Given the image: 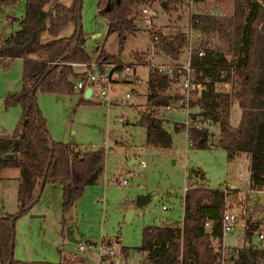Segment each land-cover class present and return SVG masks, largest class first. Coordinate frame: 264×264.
Here are the masks:
<instances>
[{
  "label": "trees",
  "instance_id": "trees-1",
  "mask_svg": "<svg viewBox=\"0 0 264 264\" xmlns=\"http://www.w3.org/2000/svg\"><path fill=\"white\" fill-rule=\"evenodd\" d=\"M51 0H24V15L18 20V29L0 44V67L10 65L17 58L22 60V87L4 97L5 108L18 106L20 117L11 134H0V169H19L17 206L15 214L0 217V264H67L51 262H24L14 258L15 222L37 202L41 182L58 183L62 188V210L67 212L81 196L87 185L96 183L104 167V149H80L73 143L53 140L46 118L37 104V94H75L73 81L81 77L70 63H89L91 54L85 48L86 34L81 24L82 0H70L68 5L56 3L53 11L45 6ZM167 0H98L97 9L106 20V37L116 33L118 51L109 54L103 47L95 49V61L121 63L120 53L128 35L137 30L135 7ZM5 0H0V5ZM138 12V10H136ZM10 17L7 16V21ZM73 32L59 37L69 24ZM220 21L200 17L196 27L206 34L217 31ZM52 38L46 42L42 33ZM159 40L156 47L170 59H177L185 44L184 32L179 28L163 33L155 30ZM213 39L217 44H212ZM209 41V43L207 42ZM205 42L206 54L202 57L195 50L192 65L197 79L214 77L224 70L231 80L228 93H215L212 88L202 94L199 103L203 108V121L218 122V146L225 150L228 161L241 154L248 157L249 188L264 189V0H241L236 6L231 30L222 29L218 36L211 35ZM231 50L235 58L226 63L224 51ZM225 49V50H224ZM137 62L146 61L135 54ZM143 61V64H142ZM169 81L156 69H149L148 94L139 123L144 126L146 143L153 147H171L172 136L163 127L162 119L153 108L169 103L166 93ZM236 100L240 107L238 123L230 125V104ZM79 96V104L92 103ZM178 128V124L175 126ZM190 147H210L206 128H191L188 132ZM193 171V170H192ZM192 176L204 180L198 170ZM191 176V177H192ZM190 177V178H191ZM44 188V187H43ZM236 190V189H233ZM226 188L212 189L206 185L188 188L183 198V218L174 224L146 226L141 231V244L136 250L145 253L144 264H219L211 239L221 240V218L226 211ZM206 220L212 222L211 230L204 228ZM67 226L65 219L61 222ZM257 227L247 220L244 244L232 249L227 264H260L264 249L254 242ZM103 241V240H102ZM117 242V241H115ZM114 242V243H115ZM106 240L104 245L113 246ZM121 251L128 253L122 246Z\"/></svg>",
  "mask_w": 264,
  "mask_h": 264
},
{
  "label": "rangeland",
  "instance_id": "rangeland-1",
  "mask_svg": "<svg viewBox=\"0 0 264 264\" xmlns=\"http://www.w3.org/2000/svg\"><path fill=\"white\" fill-rule=\"evenodd\" d=\"M21 2L22 5H0V42L18 29V20L24 15V0ZM97 2L98 0H82L81 24L86 34L85 48L90 54L96 47H103L105 51L116 54L117 34L112 33L106 37V20L97 9ZM56 3L68 5L70 0H51L45 9L53 11ZM240 3L241 0H167L166 3L155 1L151 3L156 11L153 28L163 33L179 28L185 32L191 13L211 10L213 16L207 17L219 20L221 26L217 25V31L210 34L218 36L223 28L231 30L236 6ZM137 8L133 9L132 14L136 18L138 30L127 36L120 59L123 63L136 62L138 60L135 59V54H138L148 65L151 60L147 51L150 38L139 13L136 12ZM7 15L10 17L9 21ZM72 32L71 23L59 37L69 36ZM211 35L202 31V42H206ZM51 38L48 32L42 33L43 42ZM213 41L217 42L216 39ZM183 48L177 59H170L157 47L152 59L155 63L182 61L185 58V47ZM224 57L228 63L233 61L235 55L227 49ZM9 72L4 75L0 71V96L7 87H13L15 81H20L22 64L19 59L13 61ZM148 74V66H137L135 74L127 80H131L130 82L113 83L110 87L113 100L111 105L94 99H91L92 103L79 104L77 91L72 95L38 92L37 104L46 118L49 133L53 132L52 136L50 134L51 138L73 143L82 150L104 149V167L100 179L87 185L65 213L62 210L61 185H45L37 202L15 222V259L24 262L80 264L81 259L72 261L70 258V253L76 251V242L68 241L62 234L61 222L65 219L67 226L64 231L70 227V234L76 241L92 245L82 258L96 263V251L100 241L103 240L104 245L106 240H110L112 245L119 241L117 246L114 245L118 252H123L122 246L128 248L132 257L126 260L127 264H144L145 253L136 250L141 244L142 229L146 226L181 222L185 189L201 184L212 189L226 188V210L238 217L234 232L221 239L224 246L231 252L232 249L243 246L245 225L249 220L257 227L254 242L264 249V240L258 238L259 233L264 232V195L259 191L250 194L249 179L238 174L243 169L239 166L240 162H245L248 168V157L241 154L233 162L228 161L225 150L218 146V122L204 120L201 123L209 132L210 147L197 149L188 146L185 116L178 112L169 113L159 119H162L163 127L172 136L171 147L161 149L146 143L145 128L139 120L148 94ZM126 93L130 97L119 102L117 98ZM14 107L16 108L11 109ZM14 107L6 110L0 108V129L5 134L13 132L21 114L20 108ZM12 112H17V118L11 115ZM240 113L238 102L233 100L230 104L232 127L238 123ZM176 124L178 128L175 127ZM140 147L143 149L140 150ZM141 161H144L145 166H141ZM190 169L191 176L196 170L202 172L204 180L201 181L195 176L188 177ZM18 176L17 168L0 169V217L18 211ZM123 179L126 180L124 186L117 183V180ZM230 183L235 184L240 191L226 187ZM139 195H149V200L141 207L135 202ZM205 230L209 231L206 228ZM211 240L216 253L221 240ZM66 256L71 261L68 258L62 262ZM260 264H264V260Z\"/></svg>",
  "mask_w": 264,
  "mask_h": 264
},
{
  "label": "built area",
  "instance_id": "built-area-1",
  "mask_svg": "<svg viewBox=\"0 0 264 264\" xmlns=\"http://www.w3.org/2000/svg\"><path fill=\"white\" fill-rule=\"evenodd\" d=\"M4 4L22 5L21 0H5ZM138 13L141 21L146 26L149 38L150 47L147 49L149 55L151 56L150 62L146 63L149 69H156L160 74L167 77L169 81L166 93L171 97L169 103L161 104L153 108L154 114L160 118L166 114L178 112L185 116V125L187 126L186 137L188 146H191V142L188 138V132L191 128L202 129V114L203 108L199 103V98L204 92H206L209 87L212 88L215 93H228L231 90L232 83L231 80L227 78L226 72L224 70H219L216 72L214 77L207 76L204 79H197V71L192 65V55L194 51H197V55L202 57L206 54L204 48L205 42H202V30L196 25L199 23V18L201 16H213V12L210 10L204 13H191L189 16L188 26L185 33V58L179 62H168V63H155L153 61V56L156 54V44L159 40L158 34L155 33V28H153V19L156 17V11L152 4L139 5ZM212 12V13H211ZM217 44L213 41L212 44H208L207 48H211ZM184 49V48H183ZM91 61L89 63L72 62L70 65L74 70L81 74L80 78L74 80V89L84 98V93L87 89H91V94L88 99H94L105 103L106 105L113 104L111 97L110 87L113 83L126 82L129 77L135 74L137 66H141L140 63L130 62V63H111V62H96V52L91 54ZM128 97L129 93L121 95L118 97L119 102H123ZM140 150L143 148L140 147ZM141 166H145L144 161L140 162ZM239 166L243 168L238 174L245 179H249V170L245 162H240ZM117 183L124 186L126 180H117ZM187 189H185L186 191ZM260 192L264 195V189L256 190L249 189V193ZM164 209L165 207L162 206ZM237 215L233 212L224 211L223 216L220 220L221 222V236L222 239L234 232V226L237 222ZM204 228L211 230L212 222L206 220L204 223ZM259 240H264V233L261 232L258 235ZM216 240V239H215ZM92 245L86 244L83 241L76 242V251L70 253V258L73 260L82 258L84 254H87L88 249ZM97 262L91 263L87 258H82L83 261L80 264H127L126 260L131 259V254L116 251L114 246L103 245L102 241L97 247ZM217 260L219 264H227L231 258L232 252L229 251L223 244L222 240L217 245ZM69 257H64L62 262ZM69 258V260H70ZM68 260V261H69ZM71 261V260H70ZM79 264V263H78ZM130 264V263H128Z\"/></svg>",
  "mask_w": 264,
  "mask_h": 264
},
{
  "label": "crops",
  "instance_id": "crops-1",
  "mask_svg": "<svg viewBox=\"0 0 264 264\" xmlns=\"http://www.w3.org/2000/svg\"><path fill=\"white\" fill-rule=\"evenodd\" d=\"M8 16V15H7ZM3 42V40L0 42V44ZM97 48V47H96ZM95 48V49H96ZM107 52V51H106ZM109 53V52H108ZM109 54H111V53H109ZM165 55V54H164ZM149 57H150V55H149ZM165 57H166V55H165ZM168 57V56H167ZM17 59H19L20 61H21V64H22V60L20 59V58H17ZM14 60H16V59H14ZM13 60V61H14ZM13 61L10 63V65H6V66H1L0 67V71L1 72H3L4 73V75L6 74V73H10L9 72V69H11V66H12V64H13ZM8 75H10V74H8ZM10 77V76H9ZM18 79V78H17ZM131 80H129V81H126V82H130ZM21 87H22V73H21V79H20V81H18V82H14L13 83V87H7L6 89H5V91H3V93H1V96H0V108H2V109H4V110H6L7 108H5V106H4V97L8 94V93H13V92H17V91H19L20 89H21ZM55 94V93H54ZM79 96H81L80 94H78ZM18 107V106H17ZM16 107H14V108H11V109H15ZM19 108V107H18ZM1 109V110H2ZM17 114V112H12V114L11 115H13V116H15V118H17L16 115ZM20 117V116H19ZM17 122V121H16ZM49 129V128H48ZM1 133H4V131H2L1 129H0V134ZM5 134V133H4ZM50 134H51V136H52V134H53V132H50ZM56 141H58V140H56ZM232 162H233V160H232ZM19 177V176H18ZM18 177H16V180H17V182H18ZM53 184H55V183H53ZM226 187H230V188H232V189H236L237 191L239 190V188L235 185V184H233V183H230L229 185H226ZM44 188H45V186H44ZM44 188H43V190H44ZM240 191V190H239ZM43 192V191H42ZM42 194V193H41ZM32 217H39L38 215L37 216H35V215H32ZM261 233V232H260ZM264 233V232H263ZM102 241V240H101ZM100 241V242H101ZM118 242L119 241H117L116 242V244H114V245H116L117 246V244H118ZM113 245V246H114ZM240 247H242V246H238L237 248H240ZM79 259H81L80 260V262H82V258H79Z\"/></svg>",
  "mask_w": 264,
  "mask_h": 264
},
{
  "label": "water",
  "instance_id": "water-1",
  "mask_svg": "<svg viewBox=\"0 0 264 264\" xmlns=\"http://www.w3.org/2000/svg\"><path fill=\"white\" fill-rule=\"evenodd\" d=\"M90 94H91V89H87L85 91V93H84V98L88 99L89 96H90ZM188 177H191V169L188 171ZM43 187H44V182H41L40 187H39V190H38V193H37V196L38 197H40V195H41V193L43 191ZM148 200H149V195H139V196H137L135 202H136V205L137 206L141 207L144 204H146ZM65 234H66V237H67L68 241H70V242H77L75 240V238L73 236H71V234H70V227H67L66 228Z\"/></svg>",
  "mask_w": 264,
  "mask_h": 264
}]
</instances>
